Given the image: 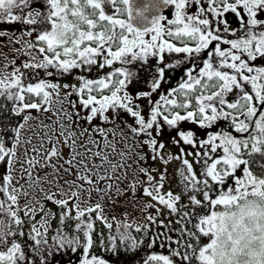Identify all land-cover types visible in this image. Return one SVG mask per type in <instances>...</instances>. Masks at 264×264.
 I'll list each match as a JSON object with an SVG mask.
<instances>
[{
	"label": "snow or ice",
	"instance_id": "6c2138e0",
	"mask_svg": "<svg viewBox=\"0 0 264 264\" xmlns=\"http://www.w3.org/2000/svg\"><path fill=\"white\" fill-rule=\"evenodd\" d=\"M34 3L0 0V22L27 25L22 35L34 37L15 49L27 59L19 66L12 60L11 72L0 71V94L20 101L22 107L16 114L25 113L11 143L0 132V165L4 166L0 173V264H35L16 239L26 235L40 264H48L53 248L81 250L79 264H107L90 251L97 221L109 230L115 224L120 243L134 251L142 241L132 235L133 230L147 232L148 224L157 223L169 228L157 220L163 209L179 216L178 224L193 223L187 220L192 213L182 212L183 207L209 211L197 214L194 231L181 229L183 250L172 248L171 256L151 255L145 264H178L172 257L179 258V264H264V67L248 63L264 58V20L257 19V13L264 12V0H207V7H200L197 14H189L188 8L201 5L202 0H146L135 13L133 0H41L43 11L32 7ZM162 6H173L175 18L152 14ZM241 9L248 18L241 20L247 30L245 38L225 39L220 33L228 32L229 26L221 18L228 12L241 17ZM206 13L217 19L210 20ZM217 23L223 28L216 27ZM5 35L0 32V37ZM221 44L230 47L222 49ZM165 52L184 54L188 60L204 54L207 59L198 72L185 70L178 88L152 101L166 70H177L183 63L181 59L167 63ZM149 56L159 57L160 64L150 91L134 98L127 88L136 74L125 67L113 69V65L147 63ZM93 66L111 71L98 79L80 76L79 86L43 79L25 84L22 70L53 77L70 75L76 69L92 71ZM232 93L237 98L230 101L227 97ZM134 99L149 100L147 117ZM33 110L36 116L30 114ZM121 111L134 120L135 126L125 122L127 132L116 123ZM44 114L46 119H41ZM30 120L39 123L31 129L33 137L22 143L21 131ZM221 120L229 121L240 136L221 131L197 140L193 131L180 127L190 122L211 129ZM165 126L175 133L170 137L174 145L203 151L186 153L180 148L178 155L165 157L167 145L158 139ZM218 150L222 155L217 158L212 154ZM185 156L202 161L203 171L197 173ZM173 159L183 165L180 194L166 190V170L152 166L158 161L167 165ZM253 165L259 166L261 175ZM185 197L188 205L182 204ZM121 199L133 206L140 204L147 224L127 222V213L123 221L113 216L110 222L107 208L119 206ZM57 218L61 228L50 245V222ZM69 221H75L76 235L63 231ZM27 222L31 229L26 234ZM162 235L150 246L156 240L161 246L181 244L167 233ZM201 237L209 242L201 246ZM109 239L115 252L116 237Z\"/></svg>",
	"mask_w": 264,
	"mask_h": 264
},
{
	"label": "rangeland",
	"instance_id": "374dc122",
	"mask_svg": "<svg viewBox=\"0 0 264 264\" xmlns=\"http://www.w3.org/2000/svg\"><path fill=\"white\" fill-rule=\"evenodd\" d=\"M200 7H207V0H202L201 5H195L193 4L192 7L188 8V13L189 14H197L199 12ZM15 11V10H14ZM242 15L241 17H237L234 13L228 12L224 14V17L221 19L228 20L229 24V31L226 32L228 35L225 39L229 40H235L236 38H233L232 32H236L237 34L239 31L244 27V25L241 23V20L243 19L244 21H247V15L243 13V10H240ZM109 13L111 14V7L109 6ZM167 19H174L175 18V9L173 6L170 7V10L165 12L163 14ZM170 17V18H169ZM206 17L209 18L210 20L215 21L217 18L213 17L211 13H206ZM257 19L262 20L264 19V12H258L257 13ZM162 23L165 24L166 27H170L167 25V21H162ZM10 25L5 23V22H0V28L3 30L5 26ZM217 27H223L221 24H216ZM259 31V29H257ZM6 36L9 39H6V47L5 51H8L9 49H12L11 52H16L15 49L13 48L14 46H18L20 44L15 43V39H13L11 36H13L12 33L6 32ZM245 34L242 36L245 38ZM146 39H149V37H146ZM222 49H228L230 45H223L221 44ZM10 52V54H11ZM8 58V57H7ZM246 58V57H242ZM207 59V56L204 54H201L200 57H197L195 59V62L192 65L186 66L180 71H175V70H166L165 73V78L163 81V84L166 87H163L165 89H168L171 91L174 88H178L179 84L185 79V70L187 69H195L197 72L199 71V68L203 66V60ZM5 62L7 63L8 60L5 58ZM250 66L253 68H258V67H264V58L258 57L255 61H248ZM118 67H125L129 71L135 73V78H139L142 76V74L146 75L150 70L147 67H143V69L140 71L136 68L137 66L133 63L127 64V65H121L119 62L114 63L113 69L118 68ZM100 70V71H99ZM106 70V71H105ZM111 70L109 68H104V69H98L96 75L97 78H101L105 76L107 73H109ZM138 72H140V75H137ZM142 71V72H141ZM106 73V74H103ZM156 73V72H154ZM94 78V79H97ZM250 88V86H249ZM128 91V89H127ZM230 101L235 100L236 94L232 93L229 94L227 97ZM144 114V113H143ZM41 118V117H40ZM124 118H127L129 121L133 122V118L129 116L127 113H124L123 111L120 112L119 117L117 118L116 122H121L123 121ZM43 119V118H41ZM120 126V125H119ZM113 127V126H112ZM180 127L185 129V130H191L196 134L197 140H203L206 139L207 136L203 135L202 132L199 133L201 128H199L198 125H194L190 122H183L180 124ZM155 134V133H154ZM175 133L171 131V136H173ZM170 137H166L165 133H163L158 139H160L161 142L165 143L167 145L166 150H165V157L168 155H178L180 152V148H184L185 152H195V151H203L201 149H193L191 146L181 144L179 146L174 145ZM129 143H132V140L129 139ZM214 157H219L222 155V150H218L217 153L212 154ZM185 158L189 159L190 162H193L194 170L197 173H200L203 171L202 167V161L197 163L193 161V158L191 156H185ZM151 163V162H150ZM155 168L160 169L161 171L166 170V185L165 188L166 190H171L176 194H180L183 192V184H182V177L180 175V169L183 166L182 162L180 160H171L167 165H164L161 162H156L155 164L152 165ZM238 175L242 176V173H237ZM234 184L233 180H229V186H232ZM220 191V189H217L215 192L211 193L213 196L217 194V192ZM147 199V198H145ZM123 201V199H121ZM120 201V205L116 207H112L111 205L108 206L107 208V215L109 217V221L111 222V217L115 216L116 220L118 221H123L125 219V213H127V222L129 223H134L135 225H145L147 224V221L145 220V216L147 213L141 211V206L140 204H137L135 206L128 204L129 202L124 200V202ZM142 203V202H141ZM183 205H188L189 201L185 197L182 201ZM50 208H53L52 205H49ZM53 211H56L55 208H53ZM148 211H153L152 209H149ZM181 211H189L192 214L187 217V220L193 221V223H188L187 226L185 227L183 224H178L177 221L180 219L179 216L176 215H169L167 209L162 210V215L157 217L158 222L163 221L165 224L169 226V228L173 229L172 231H169V228H163L159 226V223L157 224H148V231L147 232H135L134 230L132 231V235L138 239L141 240L142 243L133 251V250H128L125 247V244L120 243L119 236L115 232V224L112 230H109L107 227H105L103 224L100 222H96L95 225V232L93 233L94 237V244L91 251V254L104 259L107 264H145V262L148 260V258L151 255H167V249H169V245L164 244L161 246V241L156 240L154 244L150 243L152 240H155L156 238V233L154 234L155 230L152 226L158 227L157 233L161 235V239H163V233H167L168 236L172 238L173 241L179 240L180 238L176 237L174 234L178 232V230L183 229L185 233H187L189 230H193V224L197 221L198 215H204L207 214L209 209L204 208H196L194 211L189 208V207H183ZM198 214V215H197ZM143 215V216H142ZM143 217V218H142ZM27 220V218H25ZM40 219V216L38 215L36 217V220L38 221ZM68 224L70 226H65L63 228V231L65 233H70L72 235H76V233L73 231L75 221H69ZM61 228V225L59 223V219H54L50 222V227H49V232H48V238H49V243L50 245L52 244V238L56 236V230ZM31 229V222H27L24 225L23 231L27 234L30 232ZM179 234V233H178ZM82 236V233L80 234ZM115 236L116 240L115 243L117 245L116 251H112L111 248V241L110 237ZM181 237V235H180ZM11 239V238H10ZM17 241L22 244V247L26 253V255L29 257V259L34 260L35 264H40V257L38 254L33 252V242L28 239L27 235L25 237H16ZM181 244H173L176 248L182 249V244L183 240H180ZM208 238L207 237H201L200 238V245H204L208 243ZM143 245V246H142ZM53 255L49 256L48 258V264H79L82 251L77 250L76 252L71 251L70 249H61V250H56L53 248ZM171 256V255H170ZM173 259L177 260L179 264V258L177 257H172ZM152 264H156V262H152Z\"/></svg>",
	"mask_w": 264,
	"mask_h": 264
},
{
	"label": "flooded vegetation",
	"instance_id": "af4514ba",
	"mask_svg": "<svg viewBox=\"0 0 264 264\" xmlns=\"http://www.w3.org/2000/svg\"><path fill=\"white\" fill-rule=\"evenodd\" d=\"M32 7L34 8H40L42 11L43 6L41 3V0H36V3H34L32 5ZM171 6H167L163 12L161 13V15H163L165 12L170 10ZM18 14V13H17ZM170 18V17H169ZM171 20V19H169ZM6 23V22H5ZM9 24V23H7ZM228 24V21H227ZM229 26V24H228ZM29 26L21 24V23H10V25H6L5 29H1L0 28V32H8L12 33L13 36H11L12 38L15 39H21V43L18 46H14L13 48H22L23 42L27 41L28 39H34V37L29 38L27 36H23L22 34L27 30ZM8 37L10 36H3L0 37V71H6V72H11L12 71V67L11 65V61L15 60L17 66L21 65L22 62L27 59L26 57L20 55V53L18 52H11L12 49H9L8 51H5V47H6V39H9ZM11 52V54H10ZM7 58L8 62H5V58ZM5 65H9V67L4 68ZM107 68V67H106ZM25 73V78H24V83L25 84H29V83H36L39 80L43 79L46 81H50V82H55V83H59L61 85L63 84H73V85H77L79 86V77L80 76H84L88 79H94L97 78V71L98 68H96L95 66H93V70L92 71H87V70H81V69H76L73 70V72L70 75H56L53 77H49L47 76L43 71H38V72H33L31 70H26V69H22ZM100 71V70H99ZM98 79V78H97ZM13 92L15 90H12ZM144 92V91H141ZM61 95H63V93H61ZM74 99V97H73ZM22 107V104L20 101L16 100V99H10L8 97V94H0V132H2L6 142L11 143L13 135H14V129L21 123H24V121L22 120V116L25 114L23 112H21L20 115H17V110L19 108ZM57 107H59V105H57ZM32 116H36L37 113L33 110L30 113ZM47 114H44L43 116H41V118L46 119ZM39 123V121L37 120H30L26 125L25 128L21 131V140L22 143L24 140H26L27 138H31L33 137V131L31 129H35L37 124ZM130 123V122H129ZM124 130L126 129L125 132H127V127H121ZM21 151H23V148H21ZM4 171V166L0 165V173H3ZM179 233V234H178ZM176 237L180 238L179 240H183L184 238L181 235V231L180 229L178 230V232H176L174 234ZM164 244L169 245V249H167V255L170 256L171 255V249L172 248H176L175 246H173V244H168L167 242H165ZM180 249V248H177ZM183 250V249H180Z\"/></svg>",
	"mask_w": 264,
	"mask_h": 264
},
{
	"label": "trees",
	"instance_id": "16d2710c",
	"mask_svg": "<svg viewBox=\"0 0 264 264\" xmlns=\"http://www.w3.org/2000/svg\"><path fill=\"white\" fill-rule=\"evenodd\" d=\"M262 20H264V19H262ZM226 21H228V20H226ZM222 26H223V25H222ZM216 27H217V25H216ZM219 28H223V27H219ZM259 30H261V29H259ZM246 31H247V30L245 29V27H243V28L239 31L238 34L235 32V35H232V36H233V38H236V39H242V38H243L242 36L245 34ZM232 33H233V32H232ZM220 34H221V36H223L224 38H226L227 35H228L226 32H223V31H221ZM149 38H150V37H149ZM165 38L167 39V37H165ZM172 42L176 43L177 46H180V44H179L178 41L173 40ZM190 46H191V45H190ZM163 55H164V58H165V60H166L167 63H175V61H176L177 59H181V60H183V63L180 65V67H179L177 70H175L176 72L182 70V69L185 68L186 66L192 65V64L195 62V59H194V60H188V59H185V58H184V54L167 53V52H165ZM133 64H135V65L137 66L136 68H137L139 71H140V69L142 70L143 67H147V68H149V70H150V73H149V71H148V73H147L146 75L142 74V76H140L139 78H134L133 81H132V83L129 84V86H128V88H127V89H128V92H129V94H131V95L135 98L136 95H137L139 92H141V91H144V92H145V91H150V88H151V81H152L153 76L155 75L154 72H156L157 67H158V65L160 64V60H159V57L149 56L148 59H147V63H145V62H143V61H140V60H137V61H134ZM130 65H131V64H130ZM105 71H106V70H105ZM141 72H142V71H141ZM137 73H138L137 75H140V72L137 71ZM103 74H106V73H103ZM163 87H166V86H165L164 84H162V87L159 89V91H158L157 93H153V95H152V97H151V100H152V101H157V100H159V96H160L161 94L166 95V94L169 92L168 89H165V88H163ZM74 99H76V97H74ZM134 103H137V104L140 105V108L142 109V114L144 113V115H145L146 117L149 115V111H150V107H151V105H150V103H149V100H147V99L135 100V99H134ZM125 122L127 123V125H133V126H135V125H134V121L131 122V121H129L127 118H124L123 121H121V122H116V123H117L118 125H120V127H124V128H126V124H125ZM129 122H130V123H129ZM97 123H99V121H97ZM109 127H112V125H109ZM125 131H126V129H125ZM221 131L232 132L233 135H236V136H238V137L240 136L239 133H235V132H233V129H232V126H231L230 122H229V121H224V120L219 121V122H218L217 124H215V125L213 126V128H211V129H201V130L199 131V133L202 132L203 135L207 136L208 133H211V132H221ZM163 133H165V136H166V137H170L169 134H171V131H169V130L167 129V126H165V130H164ZM172 133H173V131H172ZM253 170L256 172L257 175H261V174H262V170L259 168L258 165H253ZM121 202H124V199H123V201H121ZM128 204L132 205L131 203H128ZM142 216H143V215H142ZM142 218H143V217H142ZM151 227H153L154 230H155L154 234L156 233V235H158V233H157V229H158V227H154V226H152V225H151ZM142 246H143V245H142Z\"/></svg>",
	"mask_w": 264,
	"mask_h": 264
},
{
	"label": "water",
	"instance_id": "95a60500",
	"mask_svg": "<svg viewBox=\"0 0 264 264\" xmlns=\"http://www.w3.org/2000/svg\"><path fill=\"white\" fill-rule=\"evenodd\" d=\"M146 2V0H133L134 3V8H133V12L135 13L136 9L138 7L143 6V4ZM167 6H162L159 10V12H154L152 14H156V15H161V12L166 8Z\"/></svg>",
	"mask_w": 264,
	"mask_h": 264
}]
</instances>
